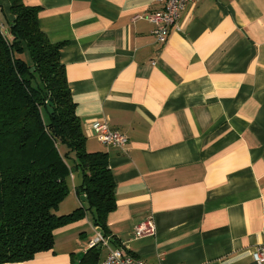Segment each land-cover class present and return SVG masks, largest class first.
<instances>
[{"label": "crops", "instance_id": "obj_1", "mask_svg": "<svg viewBox=\"0 0 264 264\" xmlns=\"http://www.w3.org/2000/svg\"><path fill=\"white\" fill-rule=\"evenodd\" d=\"M23 2L40 6L39 28L64 43L60 60L86 148L108 157L116 206L98 257L122 248L144 264H258L252 253L264 242V0H198L164 44L147 19L157 0ZM13 18L0 0L4 33ZM96 121L125 134V150L98 141ZM70 179L78 207L80 174ZM147 217L155 233L132 237ZM98 229L85 216L56 229L51 250L4 264H95L82 258Z\"/></svg>", "mask_w": 264, "mask_h": 264}, {"label": "trees", "instance_id": "obj_2", "mask_svg": "<svg viewBox=\"0 0 264 264\" xmlns=\"http://www.w3.org/2000/svg\"><path fill=\"white\" fill-rule=\"evenodd\" d=\"M7 1L14 18L8 34L0 29V264L51 250L54 231L87 211L107 235L106 218L116 206L106 152L86 148L60 60L64 43L39 28L40 6ZM74 170L81 177L75 192L85 202L59 215ZM99 248L89 247L82 260L96 263Z\"/></svg>", "mask_w": 264, "mask_h": 264}, {"label": "built area", "instance_id": "obj_3", "mask_svg": "<svg viewBox=\"0 0 264 264\" xmlns=\"http://www.w3.org/2000/svg\"><path fill=\"white\" fill-rule=\"evenodd\" d=\"M198 0H157L160 7L147 15V19L153 24L152 35L159 44H164L170 32L179 29V19L189 6ZM0 29L3 25L0 21ZM91 131L98 141L105 145H111L125 150L128 137L109 127L106 122H93ZM155 233V225L151 217L136 224L132 229V237L138 238ZM108 247V236L100 229L93 239L89 241V247ZM252 259L258 264H264V242L257 244L252 253ZM95 264H144V260L126 253L122 248H108L106 255Z\"/></svg>", "mask_w": 264, "mask_h": 264}, {"label": "rangeland", "instance_id": "obj_4", "mask_svg": "<svg viewBox=\"0 0 264 264\" xmlns=\"http://www.w3.org/2000/svg\"><path fill=\"white\" fill-rule=\"evenodd\" d=\"M79 174H80L79 172L74 170L73 176H77ZM69 185H70L71 192H69V194L64 198V200L58 205V207L56 209V213L59 214V215L67 214V213L71 212L74 208L77 207V205H75V199L77 201V198H76V195L73 192L71 179H69ZM85 216L91 218V216H92L91 211H87Z\"/></svg>", "mask_w": 264, "mask_h": 264}, {"label": "water", "instance_id": "obj_5", "mask_svg": "<svg viewBox=\"0 0 264 264\" xmlns=\"http://www.w3.org/2000/svg\"><path fill=\"white\" fill-rule=\"evenodd\" d=\"M47 108H48L49 111H51L50 104L48 105ZM80 199H81L82 201H85V197H84V195H81V196H80ZM82 255H83V252H80V253L77 254V258H78L77 262L80 261ZM77 262H76V263H77Z\"/></svg>", "mask_w": 264, "mask_h": 264}]
</instances>
